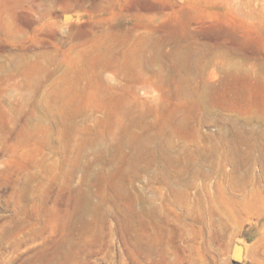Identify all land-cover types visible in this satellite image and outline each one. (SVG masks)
Returning <instances> with one entry per match:
<instances>
[{"label":"rangeland","instance_id":"obj_1","mask_svg":"<svg viewBox=\"0 0 264 264\" xmlns=\"http://www.w3.org/2000/svg\"><path fill=\"white\" fill-rule=\"evenodd\" d=\"M0 264H264V0H0Z\"/></svg>","mask_w":264,"mask_h":264}]
</instances>
